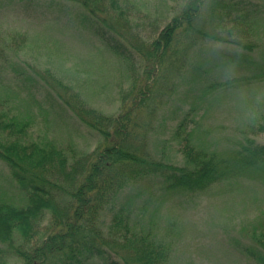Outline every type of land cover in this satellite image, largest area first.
<instances>
[{
  "label": "rangeland",
  "instance_id": "obj_1",
  "mask_svg": "<svg viewBox=\"0 0 264 264\" xmlns=\"http://www.w3.org/2000/svg\"><path fill=\"white\" fill-rule=\"evenodd\" d=\"M184 1L118 4L134 29L146 32L161 28ZM234 1L247 10L248 22L231 16L220 19L216 30L251 47L199 39L187 50L185 67L162 74L166 90L159 92L145 132L148 151L158 160L183 162L172 136L181 118L192 126L191 143L198 149L228 155L246 136L264 141L259 127H264V0ZM83 18L74 0H0V95L20 115L31 117V138L87 152L100 135L77 118L67 101L79 99L105 114L117 113L119 96L131 80L126 60ZM256 73L235 86L217 84ZM129 197L132 227L170 242L167 264H262L256 257L264 251L253 235L264 227V160L199 191L168 187L161 176L148 173L128 184L117 203ZM0 201L26 202L1 159ZM110 214L101 215L103 230ZM7 264L19 263L9 256Z\"/></svg>",
  "mask_w": 264,
  "mask_h": 264
},
{
  "label": "trees",
  "instance_id": "obj_2",
  "mask_svg": "<svg viewBox=\"0 0 264 264\" xmlns=\"http://www.w3.org/2000/svg\"><path fill=\"white\" fill-rule=\"evenodd\" d=\"M74 1L93 32L126 60L131 83L119 96L117 113L105 114L79 99L67 101L77 118L100 135L87 152L31 138V117L20 115L0 95V159L26 196L23 205L0 201V264H7L9 256L19 264H167L170 242L155 239L149 229L135 230L133 199L117 203V197L148 173L161 176L168 187L199 191L264 160V141L249 136L228 155L196 148L192 126L181 118L172 136L183 162H165L148 151L145 133L159 92L166 90L162 74L185 67L187 50L199 39L227 40L250 49L251 44L216 30L220 19L231 16L247 23L249 13L234 0H185L161 28L143 32L134 29L118 0ZM257 75L217 84L235 86ZM104 210L111 212L106 230L100 223ZM253 240L264 251V227ZM256 258L264 264V252Z\"/></svg>",
  "mask_w": 264,
  "mask_h": 264
}]
</instances>
